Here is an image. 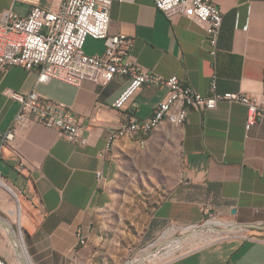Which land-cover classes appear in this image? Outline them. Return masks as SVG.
Segmentation results:
<instances>
[{
  "label": "crops",
  "instance_id": "obj_1",
  "mask_svg": "<svg viewBox=\"0 0 264 264\" xmlns=\"http://www.w3.org/2000/svg\"><path fill=\"white\" fill-rule=\"evenodd\" d=\"M60 1L39 5L50 8ZM213 1L224 12L215 47L200 24L185 15L169 19L154 0H113L110 33L133 39L132 57L144 68L178 76L197 92L212 94L217 75V92L264 100V0ZM9 7L26 14L31 4L0 0L1 9ZM105 49L104 40L87 37V54ZM38 74V67L20 65L0 70V173L11 185L3 180V189L25 199L23 218L16 204L8 211L22 218L28 259L35 264H121L167 230L211 217L207 225L264 226V117L248 127L246 105L220 101L214 109H190L184 124L165 119L144 142L139 134L111 139L129 116L150 117L167 88L143 85L118 109L113 104L130 82L127 75L105 85L84 80L74 86L57 79L39 82ZM6 89L35 90L66 104L81 120L86 143L33 123L19 125L14 141L2 144L20 107ZM3 198L8 199L0 190ZM79 227L87 236L81 245ZM249 228L163 264H264V227L241 230ZM15 233L0 215V255L10 264L16 260L9 243Z\"/></svg>",
  "mask_w": 264,
  "mask_h": 264
},
{
  "label": "built area",
  "instance_id": "obj_2",
  "mask_svg": "<svg viewBox=\"0 0 264 264\" xmlns=\"http://www.w3.org/2000/svg\"><path fill=\"white\" fill-rule=\"evenodd\" d=\"M25 1L31 4L26 14L13 7L0 8V70L6 72L14 65L27 69L39 68L38 81L52 79L79 86L84 80L102 85L116 75H127L130 82L114 106L122 109L143 85L165 86L167 93L147 118L129 116L111 135H140V141L165 119L182 115L183 124L190 109L205 111L214 109L220 101L240 102L247 106V126L251 127L264 117V100L243 92H217V75L211 83L212 94L204 95L190 86H184L178 76L165 78L144 68L132 57L133 39L124 33H110L111 6L113 0H61L58 6L44 8L39 0ZM156 8L169 19L185 15L200 24L216 46L223 23L224 12L213 0H154ZM88 36L105 41L102 54L89 55L84 50ZM215 53V48L212 51ZM6 94L20 103L12 127L1 137L2 144H11L19 125L42 123L57 128L62 135L76 143L84 144V127L79 117L73 115L67 105L32 90L27 93L6 89ZM170 98H179L174 113L166 112ZM1 175V173H0ZM102 172L97 173L102 180ZM3 178V175L0 176ZM212 219V217H211ZM79 244L87 242L84 227L77 229ZM231 235V234H229ZM225 235V236H229ZM0 264H10L0 255Z\"/></svg>",
  "mask_w": 264,
  "mask_h": 264
},
{
  "label": "rangeland",
  "instance_id": "obj_3",
  "mask_svg": "<svg viewBox=\"0 0 264 264\" xmlns=\"http://www.w3.org/2000/svg\"><path fill=\"white\" fill-rule=\"evenodd\" d=\"M1 176V175H0ZM8 185H10L7 180L2 178ZM11 186V185H10ZM0 185V190L3 191L7 198L0 199V204L2 205V208L4 210H0V215L4 216L8 223L12 222L13 228L15 230V236L9 241L11 243V249L14 251V258L15 263L14 264H27L24 259L22 260V257L20 255V252L22 251V254L25 258L28 259L31 258L26 245H25V239H26V232L22 225V218H23V212H24V197L21 195L18 191V196H13L10 192L3 189ZM15 190V189H14ZM16 204L18 207H20V211H22V218L19 216L12 215L8 208H10L12 205ZM212 219H206L202 221L201 223H198L196 225L191 226H183L181 228H178L177 230H167L163 233L162 236L157 238L154 242H152L147 247L142 248H136L132 252L131 258L124 259L121 264H163L166 261L170 260L173 257L179 256L185 252L191 251L199 246H202L206 243L211 242L212 240L229 235L234 233H240L242 231L247 230H253V229H224V230H215L208 228L207 223ZM219 220V219H217ZM223 224H216L215 227L223 228L230 224V222L223 221ZM192 228H195L196 231H189ZM243 229V228H242ZM24 235V236H22ZM24 237V242H22L19 246H14V241L16 239H20ZM174 245V246H173ZM26 259V260H27ZM32 262V264H35L33 262V259H28Z\"/></svg>",
  "mask_w": 264,
  "mask_h": 264
},
{
  "label": "bare ground",
  "instance_id": "obj_4",
  "mask_svg": "<svg viewBox=\"0 0 264 264\" xmlns=\"http://www.w3.org/2000/svg\"><path fill=\"white\" fill-rule=\"evenodd\" d=\"M177 105H179V98H170V99H168L167 103H166V112L167 113H171L174 107H176V109H177ZM174 120H175V122H177L179 124H183L182 115H175V119ZM155 126H157V125H154V127ZM120 137H122V136H120ZM0 185L3 186V187H7L6 183L2 180V178H0ZM207 226L212 228V229L215 227L214 225H207ZM11 234H13V233L11 232ZM85 243L86 242H82L81 244H85ZM16 246L17 245H15V247ZM20 255L22 257V260L24 259V261H26L27 264H32V262L30 260H28L27 258L24 257V255L22 254V251L20 252Z\"/></svg>",
  "mask_w": 264,
  "mask_h": 264
},
{
  "label": "water",
  "instance_id": "obj_5",
  "mask_svg": "<svg viewBox=\"0 0 264 264\" xmlns=\"http://www.w3.org/2000/svg\"><path fill=\"white\" fill-rule=\"evenodd\" d=\"M245 227H264L263 225H258V224H242V223H230L226 227L219 228V227H214L215 230H224V229H231V230H236V229H242Z\"/></svg>",
  "mask_w": 264,
  "mask_h": 264
}]
</instances>
